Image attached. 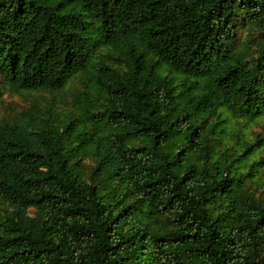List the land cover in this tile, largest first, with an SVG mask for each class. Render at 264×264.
Segmentation results:
<instances>
[{
	"label": "trees",
	"instance_id": "16d2710c",
	"mask_svg": "<svg viewBox=\"0 0 264 264\" xmlns=\"http://www.w3.org/2000/svg\"><path fill=\"white\" fill-rule=\"evenodd\" d=\"M74 73L81 118L0 119V264H264L262 143L219 151L222 114L264 113V0H0V103Z\"/></svg>",
	"mask_w": 264,
	"mask_h": 264
},
{
	"label": "rangeland",
	"instance_id": "374dc122",
	"mask_svg": "<svg viewBox=\"0 0 264 264\" xmlns=\"http://www.w3.org/2000/svg\"><path fill=\"white\" fill-rule=\"evenodd\" d=\"M259 29L253 24L241 21L236 34V48L245 52L249 59L257 55V41L260 37ZM100 48L97 53H102ZM87 76L83 73L72 74L66 86L58 91L48 90H18L6 87L3 94V101L0 103V119H11L23 117L29 114L51 113L53 117L65 118L72 115L83 116L80 108L76 105L79 99L77 95L81 94V103H87V100H96L101 103L102 95L94 90L85 88ZM87 91V94H83ZM78 98V99H77ZM222 125L224 126L223 136L221 137L222 147L221 156L226 158V150L231 157L240 156L241 150L237 147L238 139H248L254 143L261 142L260 148H254V152L249 156L248 161L239 163L240 171H247L253 160H260L261 163L255 166L251 174H247L244 184L255 188L259 196L264 197V113L256 118L248 115L232 116L229 113L222 114ZM259 137V138H258ZM255 145V144H254ZM255 147V146H253ZM82 167L85 170V176L89 177L94 160L91 155H85L82 160ZM5 204L0 201V215L5 213ZM30 213L35 214V208H30Z\"/></svg>",
	"mask_w": 264,
	"mask_h": 264
}]
</instances>
